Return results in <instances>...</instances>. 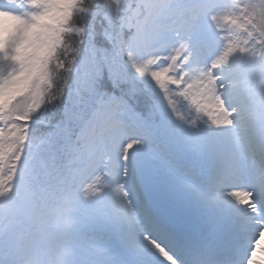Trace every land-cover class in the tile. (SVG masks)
Listing matches in <instances>:
<instances>
[{"label":"snow or ice","instance_id":"obj_1","mask_svg":"<svg viewBox=\"0 0 264 264\" xmlns=\"http://www.w3.org/2000/svg\"><path fill=\"white\" fill-rule=\"evenodd\" d=\"M0 264H264V0H0Z\"/></svg>","mask_w":264,"mask_h":264},{"label":"clouds","instance_id":"obj_2","mask_svg":"<svg viewBox=\"0 0 264 264\" xmlns=\"http://www.w3.org/2000/svg\"><path fill=\"white\" fill-rule=\"evenodd\" d=\"M74 226V223L72 220L67 219H61V220H57L54 224L53 227L54 228H62V229H70Z\"/></svg>","mask_w":264,"mask_h":264}]
</instances>
